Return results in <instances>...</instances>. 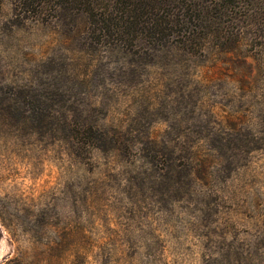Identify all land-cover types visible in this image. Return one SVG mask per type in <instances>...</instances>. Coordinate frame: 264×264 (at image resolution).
Returning a JSON list of instances; mask_svg holds the SVG:
<instances>
[{"label":"rangeland","instance_id":"1","mask_svg":"<svg viewBox=\"0 0 264 264\" xmlns=\"http://www.w3.org/2000/svg\"><path fill=\"white\" fill-rule=\"evenodd\" d=\"M0 7V95L63 97L108 131L188 150L165 176L142 143L73 149L0 126V264H264V0L238 12L231 46L163 50L134 79L60 22Z\"/></svg>","mask_w":264,"mask_h":264},{"label":"trees","instance_id":"2","mask_svg":"<svg viewBox=\"0 0 264 264\" xmlns=\"http://www.w3.org/2000/svg\"><path fill=\"white\" fill-rule=\"evenodd\" d=\"M4 1L11 5L14 23L30 21L39 26L60 22L64 33L82 48L102 46L115 52L127 65L119 76L134 79L138 65L163 50L202 51L212 40L231 46L245 34L242 28L232 29L239 24L238 12L260 0H0V6ZM11 88L0 95V126L49 132L73 149L87 146L92 151L121 152L123 146L142 143L140 155L163 175L186 167L187 149L155 143L148 133L144 140L141 133L130 136L131 131H108L75 102L57 96H20Z\"/></svg>","mask_w":264,"mask_h":264},{"label":"snow or ice","instance_id":"3","mask_svg":"<svg viewBox=\"0 0 264 264\" xmlns=\"http://www.w3.org/2000/svg\"><path fill=\"white\" fill-rule=\"evenodd\" d=\"M2 253H3V249H2V248H0V255H2Z\"/></svg>","mask_w":264,"mask_h":264}]
</instances>
